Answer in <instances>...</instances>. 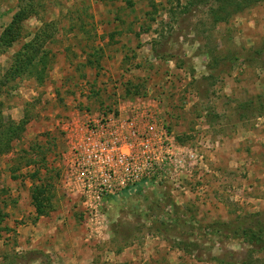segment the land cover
Listing matches in <instances>:
<instances>
[{
  "label": "rangeland",
  "instance_id": "obj_1",
  "mask_svg": "<svg viewBox=\"0 0 264 264\" xmlns=\"http://www.w3.org/2000/svg\"><path fill=\"white\" fill-rule=\"evenodd\" d=\"M38 36L47 69L16 77ZM0 103L33 120L0 155V264H264V0H0ZM91 110L150 113L203 161L92 218L59 125Z\"/></svg>",
  "mask_w": 264,
  "mask_h": 264
},
{
  "label": "built area",
  "instance_id": "obj_2",
  "mask_svg": "<svg viewBox=\"0 0 264 264\" xmlns=\"http://www.w3.org/2000/svg\"><path fill=\"white\" fill-rule=\"evenodd\" d=\"M198 159L203 161L192 149L182 151L150 113H103L85 123L73 143L69 167L86 210L98 219L105 204L125 191L148 185L180 187L181 176L194 170Z\"/></svg>",
  "mask_w": 264,
  "mask_h": 264
},
{
  "label": "trees",
  "instance_id": "obj_3",
  "mask_svg": "<svg viewBox=\"0 0 264 264\" xmlns=\"http://www.w3.org/2000/svg\"><path fill=\"white\" fill-rule=\"evenodd\" d=\"M46 34L47 32L43 35L46 36ZM44 36H38L37 38H35L34 41H31L29 44L25 45L22 51L23 53L21 52L17 55V57L15 58V64L13 66V69L10 71L11 73L16 74V77H18L19 75L25 76V71H28V69L31 67H33L34 69H37V67H39L44 69V71L47 69L48 64L46 57L40 58L41 49L43 48L42 42ZM13 38H11L10 42H14ZM24 66L25 68L21 70ZM29 76L34 77L39 83H44L48 75L46 76V73L43 74L42 71H39V73H32L29 74ZM126 92L128 95H132L133 93L136 96H140V93L138 91L134 93L132 92V90L127 89ZM2 114L3 110L0 106V155L11 151L12 143L15 136L23 127H25L26 130L28 124L27 118L21 120L19 123H15L12 119H9L11 120L10 123H5ZM36 172L37 174L33 173V175H30V179L33 181L32 198L38 216L42 217L49 213V210L50 208H52V205H50V199L45 196L46 189L44 185H38V173H40V171L38 170ZM40 184H42V181Z\"/></svg>",
  "mask_w": 264,
  "mask_h": 264
},
{
  "label": "crops",
  "instance_id": "obj_4",
  "mask_svg": "<svg viewBox=\"0 0 264 264\" xmlns=\"http://www.w3.org/2000/svg\"><path fill=\"white\" fill-rule=\"evenodd\" d=\"M73 113L70 118H65V119H60L59 120V125L62 126V131L64 132L65 136H64V141L65 143H75L77 140V137L80 133V131L82 130V128L84 127L85 123L91 119H97L100 116H98V112L94 113L91 111H84V112H80V113ZM25 115V114H24ZM26 116V115H25ZM25 116H23L22 119L18 120L21 121L25 118ZM33 120L29 121L28 120V124L27 127L29 128V126L31 125Z\"/></svg>",
  "mask_w": 264,
  "mask_h": 264
}]
</instances>
